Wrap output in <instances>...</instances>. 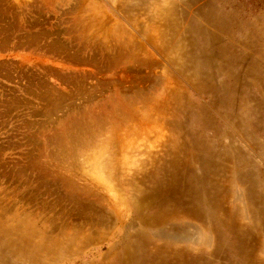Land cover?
Returning a JSON list of instances; mask_svg holds the SVG:
<instances>
[{
	"label": "rangeland",
	"instance_id": "rangeland-1",
	"mask_svg": "<svg viewBox=\"0 0 264 264\" xmlns=\"http://www.w3.org/2000/svg\"><path fill=\"white\" fill-rule=\"evenodd\" d=\"M0 264H264V0H0Z\"/></svg>",
	"mask_w": 264,
	"mask_h": 264
}]
</instances>
